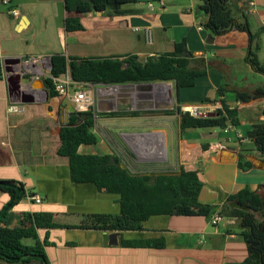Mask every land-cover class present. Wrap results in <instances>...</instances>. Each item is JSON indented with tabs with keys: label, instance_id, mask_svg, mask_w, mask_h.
<instances>
[{
	"label": "crops",
	"instance_id": "0c3cea01",
	"mask_svg": "<svg viewBox=\"0 0 264 264\" xmlns=\"http://www.w3.org/2000/svg\"><path fill=\"white\" fill-rule=\"evenodd\" d=\"M249 2L232 0L230 7L236 20L248 24L256 35L252 48H258V61L264 65V0H257L254 9ZM149 3L140 0L138 5L125 6L120 14L82 15L69 14L66 0L0 3V181L22 184L27 195L8 212L3 224L21 228L25 215L52 214L61 228L37 231L49 264H244L248 258L236 220L213 226L201 216H155L142 231L120 232L119 245L110 246L109 234L116 232L110 229L120 213L119 196L100 193L92 184L74 183L69 159L59 154L61 129L68 124L73 105L57 95L51 97L46 89L44 80L50 75L53 56L95 60L138 57L144 62L171 54L176 44L185 42L188 52L196 57L224 65L227 76L225 80L220 70L211 69L196 80L194 87L181 89L176 104L184 112L193 107L214 112L221 107L219 89L226 81L229 91L224 100L236 111L240 123L228 131L191 130L181 137L178 119V138L170 142L175 168L198 174L203 183L199 201L204 205L221 207L244 189L264 196V157L247 138L255 126L264 124V98L248 102L237 99V92L254 95L257 89H264V74L255 72L248 62V34L234 29L210 42L209 32L201 27L206 16L197 13L201 0H161L154 3L153 10ZM11 9L19 11V18L10 15ZM68 17L79 18L81 29L68 31ZM146 28L152 30L150 44ZM7 59L22 61L14 67V75L22 76L21 92L32 97V103L9 96L3 65ZM171 83L175 91V83ZM153 87L139 89L150 95ZM116 98L104 99L103 106L111 107ZM122 103L127 105L125 100ZM104 119L101 139L95 146H81V154L114 156L133 175L169 173V130L167 126L159 130L157 115ZM159 131L163 132L162 139ZM240 159L252 168L240 169ZM30 196L40 197L42 203L36 204ZM10 200L9 194L0 190V212ZM121 239H164L165 247L124 248ZM23 243L36 246L33 239ZM0 264L42 263L37 259H0Z\"/></svg>",
	"mask_w": 264,
	"mask_h": 264
},
{
	"label": "trees",
	"instance_id": "16d2710c",
	"mask_svg": "<svg viewBox=\"0 0 264 264\" xmlns=\"http://www.w3.org/2000/svg\"><path fill=\"white\" fill-rule=\"evenodd\" d=\"M140 0H66V10L69 14L79 15L97 13L120 14L128 5H138ZM232 0H201L202 11L206 16L201 27L209 32V41L223 36L236 29L247 33L251 52L248 62L257 73L264 74V65L257 58L258 48L253 49L254 35L248 24L239 23L230 7ZM160 3L161 0H149ZM126 13V12H124ZM68 31L81 29L79 18L68 17L66 20ZM211 69L220 70L226 80L227 71L224 65L213 63L204 57H196L188 52L186 43L176 44L175 51L147 58L141 62L138 57L119 59H77L64 56L51 58V77H59L68 71L75 82L88 83L93 86H125L150 83H175V96L179 102V92L184 88L195 86L199 77L206 76ZM3 76L2 61L0 59V79ZM46 89L51 97L56 96L54 83L51 78L44 80ZM229 91L227 82L219 89L221 108L216 109L213 117L192 116L184 112L177 105L174 110L164 112V115L179 117V131L181 137L191 130L204 129H232L239 125L236 111L230 109L224 100ZM257 97L264 98V89H257L254 95L237 92L239 102H248ZM212 104L214 101L205 100ZM95 112L72 113L69 122L61 129V148L59 154L69 159L71 179L76 184H92L100 193L119 196L120 213L115 226L110 229L118 232L142 231L144 224L155 216H201L211 219L215 215L225 220H236L241 236L247 244L248 258L244 264H264V196L244 189L230 196L221 206L204 205L199 201L203 183L197 173L187 172L183 167L175 173L158 175H133L121 167L119 160L109 155L81 154V146H95L98 137L92 132L95 125ZM137 112H109L101 116L136 117ZM247 138L254 142L256 150L264 157V124L255 126L248 133ZM206 149V146L203 147ZM239 168L248 170L250 163L239 161ZM3 182V181H0ZM22 193L13 187L0 185V190L9 194L10 209L0 212V259L7 262H26L37 259L42 264H49L42 245L38 240L39 229H55L61 226L55 224L54 216L50 213L28 214L24 216L21 228H7L3 221L8 212L21 200L26 198L24 186L15 182ZM33 239L35 247L26 246L23 241ZM124 248H155L165 247L164 239L146 241L120 240ZM37 256H41L42 260Z\"/></svg>",
	"mask_w": 264,
	"mask_h": 264
},
{
	"label": "rangeland",
	"instance_id": "374dc122",
	"mask_svg": "<svg viewBox=\"0 0 264 264\" xmlns=\"http://www.w3.org/2000/svg\"><path fill=\"white\" fill-rule=\"evenodd\" d=\"M150 91V95H144L141 93L140 89L137 86H127L124 88H116L115 95L108 98H116L115 102L111 107L103 106V100L108 98H103L102 93L96 91V107H95V118L97 117V123H95L92 132L101 139L104 129L102 123L106 121L105 116H101L103 113L109 112H137L138 114H155L158 117V127L161 128L168 127L169 130V173H175L177 169L175 168V161L173 160L172 153L170 150L171 141H176L178 138V119L177 115L168 116L164 115L166 111H172L176 107V96L174 91V86L171 82L169 83H154ZM170 87V89H167ZM99 88H104L99 86ZM122 100L127 102V105L124 107ZM117 109V110H116ZM127 109L126 111H121ZM113 110V111H109ZM109 111V112H108ZM213 113V112H211ZM158 136L162 139L164 137L163 132L159 131Z\"/></svg>",
	"mask_w": 264,
	"mask_h": 264
},
{
	"label": "built area",
	"instance_id": "2783aa9c",
	"mask_svg": "<svg viewBox=\"0 0 264 264\" xmlns=\"http://www.w3.org/2000/svg\"><path fill=\"white\" fill-rule=\"evenodd\" d=\"M0 3L3 5H10L11 0H0ZM256 3H257V0H250L249 2L250 8L251 9L256 8L257 6ZM148 8L150 10H153L154 3H149ZM10 15L13 18L17 19L19 18L20 13L17 9H11ZM144 32H145L147 43L149 44L152 43L153 36H152L151 28H146ZM48 78H51L53 80L57 96L61 100L70 101L73 107L76 109V112L78 113H84V112H89V111L95 112V107H96V98H95L96 93L95 92L96 91L103 92L102 93L103 98H108L110 96L115 95L116 88H124V86H103L104 88L98 89L99 86H93L88 83L75 82L69 71L59 77L55 78L49 75ZM218 108H221V107H218ZM188 112L192 116H200L201 114H206V112H202L200 108L198 107L190 108ZM229 129L230 128L225 129V131H228ZM30 199L36 204L42 203L41 198L38 196H30ZM224 220L225 219H223L221 216L215 215L211 219L210 222L213 226H218Z\"/></svg>",
	"mask_w": 264,
	"mask_h": 264
},
{
	"label": "water",
	"instance_id": "95a60500",
	"mask_svg": "<svg viewBox=\"0 0 264 264\" xmlns=\"http://www.w3.org/2000/svg\"><path fill=\"white\" fill-rule=\"evenodd\" d=\"M198 15L202 16L204 15V12L202 11L201 8H198L197 10ZM22 61L20 59H7L4 60L3 65H4V72L6 74V80L8 83V91H9V96L11 98H20L21 101L23 103H32L33 102V98L23 94L21 92V83H22V76L21 75H14V67L18 66V65H22L21 64ZM154 85V83H150V84H137V85H131V86H137L138 88H148L150 89L152 86ZM130 86V85H125V87ZM70 113H76V109L74 107L70 108ZM214 113H206V114H201L200 117H213ZM264 166V161L261 162V168H263ZM1 186H6V187H13L16 188L19 191V194L22 193V190L15 186L14 184L11 183H3L0 182ZM10 209V204H8L5 209L4 212L8 211ZM121 233L116 231V232H112L109 234V245L110 246H118L119 245V237H120ZM38 259L42 260L41 256H37Z\"/></svg>",
	"mask_w": 264,
	"mask_h": 264
},
{
	"label": "bare ground",
	"instance_id": "6f19581e",
	"mask_svg": "<svg viewBox=\"0 0 264 264\" xmlns=\"http://www.w3.org/2000/svg\"><path fill=\"white\" fill-rule=\"evenodd\" d=\"M167 89H170V87H167Z\"/></svg>",
	"mask_w": 264,
	"mask_h": 264
}]
</instances>
